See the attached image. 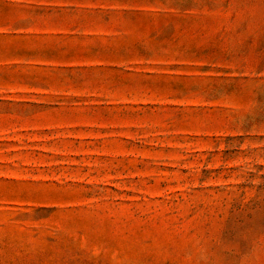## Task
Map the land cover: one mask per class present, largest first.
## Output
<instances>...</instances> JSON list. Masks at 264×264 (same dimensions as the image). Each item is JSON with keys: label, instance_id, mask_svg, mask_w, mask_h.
I'll use <instances>...</instances> for the list:
<instances>
[{"label": "rangeland", "instance_id": "374dc122", "mask_svg": "<svg viewBox=\"0 0 264 264\" xmlns=\"http://www.w3.org/2000/svg\"><path fill=\"white\" fill-rule=\"evenodd\" d=\"M0 264H264V0H0Z\"/></svg>", "mask_w": 264, "mask_h": 264}]
</instances>
